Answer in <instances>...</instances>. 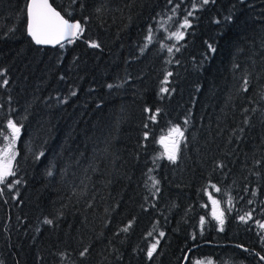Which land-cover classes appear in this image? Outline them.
<instances>
[{
    "label": "trees",
    "instance_id": "trees-1",
    "mask_svg": "<svg viewBox=\"0 0 264 264\" xmlns=\"http://www.w3.org/2000/svg\"><path fill=\"white\" fill-rule=\"evenodd\" d=\"M51 1L83 26L63 48L29 37V0H0V132L21 128L0 264H264V0H209L186 28L192 0Z\"/></svg>",
    "mask_w": 264,
    "mask_h": 264
},
{
    "label": "snow or ice",
    "instance_id": "snow-or-ice-1",
    "mask_svg": "<svg viewBox=\"0 0 264 264\" xmlns=\"http://www.w3.org/2000/svg\"><path fill=\"white\" fill-rule=\"evenodd\" d=\"M75 2V0H73ZM172 0H169V3H171ZM209 0H201L202 4H207ZM196 4L193 3V8H196ZM179 7V4L176 6ZM26 16H27V32L32 37V39L35 41L36 44H52L56 45L59 44L60 47H64V43L66 42L68 44H71L74 42L73 38L78 37L82 32L83 28L79 21L76 22H70L68 19H65L63 15L59 11H57L54 7H52L51 4H49L48 0H31V3H26ZM176 9H173V12H175ZM70 15V13H69ZM193 13L191 11L187 12L183 24L180 26L181 28H186L189 25L188 17L192 16ZM230 19V17L228 18ZM149 32L151 33V28L149 29ZM175 36L177 41L181 40L184 36V32L178 31L172 34ZM151 35L148 36V39L151 40ZM91 47H99L96 43H91ZM209 48L211 51L215 52V48L212 45H209ZM179 49H177L178 51ZM168 51L171 52L172 48L169 47ZM239 67V65H237ZM172 73L168 72L165 76V82L167 81V77L171 76ZM4 85L7 84V80H4L2 82ZM249 86V81L247 78L244 79L243 83V91H247ZM109 88L112 87V85H108ZM169 90L167 88H161V92H168ZM152 120H155V114H153L150 117ZM247 122V121H245ZM185 124H187V120L184 121ZM5 127V131L7 129H10V133L5 134V132H0V139H2L3 147L0 148V185H6L9 189L12 188L13 184H19L21 181L19 179H16L14 181H9V177H15L16 171L14 168L13 162L16 160L17 153L15 151V145L19 138V134L21 131V128L17 126V122L13 121L12 119H9L7 121V124ZM147 127V125H145ZM148 138V133H145V139ZM185 131L182 130L181 125L176 124L173 125L171 128H169L168 133L165 137H162L160 140V143L163 144L165 152L164 155L166 158L172 162L175 163L178 159L179 153L181 151V143L185 140ZM186 146V145H185ZM222 167V165H220ZM49 175H52L51 172L48 173ZM159 181L155 180L153 178V187H155ZM212 187L215 189L216 192H219L220 189L216 188L215 185H212ZM157 191L159 189L157 188ZM3 189H0V194H2ZM255 195V193H253ZM211 199V196L209 197ZM231 201L229 200V203ZM252 201H249L251 203ZM212 203L214 205H218L220 202L218 200H212ZM228 211H231L229 208ZM213 215L216 216L215 211L213 212ZM223 212L221 211L219 216H216V218L220 221L221 225L223 224ZM248 219H252L251 213H246L243 216H240V220L242 222H247ZM46 224H52V220L46 219L44 221ZM204 223L203 217L201 218V224ZM262 229H264V224L259 225ZM222 230V228H221ZM123 231H128V228L125 227ZM151 235V233H149ZM164 233L161 232L160 236H163ZM194 238V237H193ZM264 239V238H262ZM157 244L159 241L156 242ZM156 248V244H153L152 247L148 250V256L149 258L152 256L153 251ZM88 251L87 248H85L80 255L84 256L86 252ZM187 259V257H185ZM262 260H264V256L261 257ZM192 264H204L201 260H194ZM207 264H212L211 260L207 262Z\"/></svg>",
    "mask_w": 264,
    "mask_h": 264
},
{
    "label": "rangeland",
    "instance_id": "rangeland-1",
    "mask_svg": "<svg viewBox=\"0 0 264 264\" xmlns=\"http://www.w3.org/2000/svg\"><path fill=\"white\" fill-rule=\"evenodd\" d=\"M193 3H195L197 6H196V8H193ZM202 3H201V0H192V3H191V6H190V8H189V10H188V12L189 11H191L192 12V10H194V9H198V7L201 5ZM177 12V11H176ZM188 20H189V25L191 24V21H190V19H189V17H188ZM184 21V20H183ZM183 24V22L181 23V25ZM183 130V129H182ZM10 129L8 130V133H10ZM7 133V134H8ZM168 133V132H167ZM167 133H166V135H167ZM166 135H164L163 137H165ZM19 136H20V134H19ZM19 139V138H18ZM17 143H18V140H17V142H16V145H15V151H16V153H17ZM163 145V144H162ZM3 147V145L0 147V148H2ZM17 157V156H16ZM13 164H14V167H15V161L13 162ZM217 188V187H216ZM217 193L218 192H216L215 191V189L212 187L210 190H208V207H209V209H210V213H211V215L216 219V220H218L217 218H216V216H219V214H220V212L222 211L223 212V217H222V219H223V221H224V217H225V209H224V206H223V204H222V202L218 199V197H217ZM211 196V199L209 198ZM212 200H218L220 203L218 204V205H214L213 203H212ZM228 204V203H227ZM215 211V213H216V216H214L213 215V212ZM219 221V220H218ZM261 224H264V222H262ZM262 230H264V229H262ZM201 261H203L204 262V264H207V262L210 260V259H200ZM211 262H212V264H214L213 263V261L211 260Z\"/></svg>",
    "mask_w": 264,
    "mask_h": 264
},
{
    "label": "water",
    "instance_id": "water-1",
    "mask_svg": "<svg viewBox=\"0 0 264 264\" xmlns=\"http://www.w3.org/2000/svg\"><path fill=\"white\" fill-rule=\"evenodd\" d=\"M48 2H49V4H51L52 5V7H54L57 11H59L54 5H53V3H52V1L51 0H48ZM28 3H31V0H29V2ZM60 13H61V15H63L62 14V12L61 11H59ZM64 16V15H63ZM65 17V16H64ZM65 19H68L67 17H65ZM70 22H76L77 20H70V19H68ZM80 22V21H79ZM80 24H81V22H80ZM81 26H82V24H81ZM82 28H83V26H82ZM29 35V34H28ZM82 35V33L78 36V37H76V38H73V40H76V39H78L80 36ZM29 37L32 39V37L29 35ZM33 40V39H32ZM33 42L35 43V41L33 40ZM62 43H66V42H63L62 41ZM36 44V43H35ZM37 46H40V47H45V48H56V47H59L60 45L59 44H56V45H52V44H41V45H38V44H36ZM188 256H189V254L187 255V259H185V262H184V264H186V262H187V260H188Z\"/></svg>",
    "mask_w": 264,
    "mask_h": 264
}]
</instances>
